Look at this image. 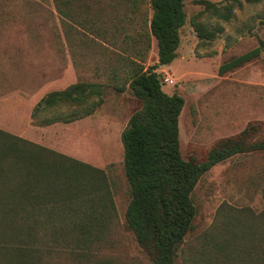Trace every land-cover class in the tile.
Returning <instances> with one entry per match:
<instances>
[{"label": "rangeland", "instance_id": "374dc122", "mask_svg": "<svg viewBox=\"0 0 264 264\" xmlns=\"http://www.w3.org/2000/svg\"><path fill=\"white\" fill-rule=\"evenodd\" d=\"M150 1L86 0L70 18L62 17L53 0H0V130L104 171L114 211L101 227L104 239L92 245L91 261L152 264L127 223L132 191L121 138L144 107L130 88L132 72L159 62L157 41L148 36ZM199 1L215 4L228 19ZM185 10L178 57L157 72L163 90L185 101L182 156L202 161L218 141L239 135L250 123L264 132V0H186ZM201 28L214 37L200 38ZM259 47L258 59L220 74L225 63ZM83 80L105 86L103 104L93 114L52 126L41 124L58 111L43 115L41 124L32 118L47 93ZM193 199L195 230L177 264H251L244 216L264 214V155L215 166ZM52 258V264H73L61 249Z\"/></svg>", "mask_w": 264, "mask_h": 264}, {"label": "trees", "instance_id": "16d2710c", "mask_svg": "<svg viewBox=\"0 0 264 264\" xmlns=\"http://www.w3.org/2000/svg\"><path fill=\"white\" fill-rule=\"evenodd\" d=\"M53 1L62 17L71 18L76 5L87 6L86 0ZM199 2L228 19L215 4ZM150 4L148 36L157 41L159 62L148 69L138 67L130 80L144 107L132 115L121 137L125 176L132 191L127 223L152 264H177L195 230L193 197L198 183L230 159L264 155V132L250 123L239 135L218 141L204 160L184 159L180 115L185 101L163 90L157 70L178 57L181 30L187 22L186 0H151ZM214 34L201 28L198 36L210 39ZM262 52L255 48L225 63L220 74L258 59ZM104 93L101 83L78 81L43 96L32 118L40 123L43 115L58 111L40 124L72 123L93 114L103 104ZM66 109L67 113H59ZM112 211L114 201L103 170L0 130V264H52L60 249L73 264H109L91 260L92 245L104 239L106 229L101 227ZM244 217L251 264H264V214Z\"/></svg>", "mask_w": 264, "mask_h": 264}, {"label": "built area", "instance_id": "2783aa9c", "mask_svg": "<svg viewBox=\"0 0 264 264\" xmlns=\"http://www.w3.org/2000/svg\"><path fill=\"white\" fill-rule=\"evenodd\" d=\"M164 82H165V83H169V82H170V83H173V81L169 80L168 78H165V79H164Z\"/></svg>", "mask_w": 264, "mask_h": 264}]
</instances>
